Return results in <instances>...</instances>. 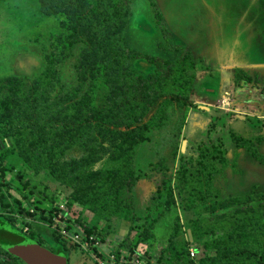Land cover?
Here are the masks:
<instances>
[{
    "label": "rangeland",
    "instance_id": "rangeland-1",
    "mask_svg": "<svg viewBox=\"0 0 264 264\" xmlns=\"http://www.w3.org/2000/svg\"><path fill=\"white\" fill-rule=\"evenodd\" d=\"M40 4L0 0V218L52 250L63 245L67 264H248L238 251L264 236V168L230 185L227 175L252 158L264 165L262 134L241 121L264 111L245 91L264 84V0H132L120 33L144 55L130 59L132 70L160 73L145 55L176 62L188 52L195 72L191 105L165 106L126 153L100 137L65 146L64 130L18 121L26 101L45 97L58 117L75 113L54 101L80 85L84 44L70 43L64 13ZM80 87L93 88L94 104L108 90L99 80Z\"/></svg>",
    "mask_w": 264,
    "mask_h": 264
},
{
    "label": "trees",
    "instance_id": "trees-1",
    "mask_svg": "<svg viewBox=\"0 0 264 264\" xmlns=\"http://www.w3.org/2000/svg\"><path fill=\"white\" fill-rule=\"evenodd\" d=\"M40 1V8L45 13L65 14L67 26L71 30L70 43L84 44L74 67L78 72L80 85L86 80H90L91 85H94L99 80L108 90L101 96L100 103L94 104L93 88L81 93H78L80 85L71 88L65 98L54 101L58 105L63 103L62 107L67 105L74 107L75 113L64 117L57 115L61 110L56 112L49 110L51 103L46 102L47 97L42 98L40 103L35 102V99L26 101L24 103L26 112L18 120L25 127L43 129L49 125L64 130L68 134L65 146L72 141H79L81 146L88 148L101 145L106 140L114 141L118 143L119 153H126L147 139V131L156 122L158 114L165 106L191 105L188 94L194 78L195 65L190 53L186 52L176 62L163 57L145 55L159 67L160 73L143 76L136 74L130 67V59L144 56L138 50L123 46L120 40V33L131 16L132 0H96L95 6L91 0ZM56 60V57H49L52 64ZM235 71L236 78L239 77L238 73H244L239 69ZM52 78L58 80L55 76ZM6 80L13 81V78ZM35 80L36 86H40V78ZM54 84L55 82L51 81L49 88ZM16 86L15 82L11 85V93L15 92ZM245 91L253 98L248 103L256 105L259 110H264V84L261 90ZM11 118L13 117L9 119ZM98 137L101 140L95 144ZM126 176L127 179L132 175ZM119 177L122 175L118 176V179ZM126 200L123 198L121 202L124 204ZM12 228H14L12 222L0 218V264H26L11 251ZM251 240L253 247H244L238 253H246L248 264H264V236L258 237L254 234ZM37 242L42 245L40 241ZM52 251L66 254L63 245H58Z\"/></svg>",
    "mask_w": 264,
    "mask_h": 264
},
{
    "label": "water",
    "instance_id": "water-1",
    "mask_svg": "<svg viewBox=\"0 0 264 264\" xmlns=\"http://www.w3.org/2000/svg\"><path fill=\"white\" fill-rule=\"evenodd\" d=\"M10 244L12 253L26 264H67L64 252H53L25 233L11 229Z\"/></svg>",
    "mask_w": 264,
    "mask_h": 264
},
{
    "label": "crops",
    "instance_id": "crops-1",
    "mask_svg": "<svg viewBox=\"0 0 264 264\" xmlns=\"http://www.w3.org/2000/svg\"><path fill=\"white\" fill-rule=\"evenodd\" d=\"M215 42H216V40L213 41L212 46L215 45ZM215 51H217V50H215ZM224 52H221V55ZM238 56H244V54H243V52L241 50L239 51ZM218 62H219V64H222L223 63V62H221V60H218ZM255 114L257 115V117L255 119L254 118L249 119V117L247 115V116L244 117L245 119L243 118V119H241V121L243 123V126H244L245 130H248V127L250 125V129L252 128L251 131L256 129V130H258L262 134L263 139H262L261 143L258 145V147L260 148V150H264V111H261L259 113L256 111ZM195 115H196V113H195ZM187 120H188L187 122H189V123L191 122L192 123V121H194V118L188 116L187 117ZM253 120H255V121H253ZM259 120H261V121L258 122ZM253 122L256 124V127H253ZM205 124H207V123H205ZM199 129H203V127H199ZM254 160L255 159L252 158L251 161L249 160L245 164L240 163L239 166H238V168L240 170L239 171L240 173H231V174H228L227 175V181H228L227 185H230L232 183V180H236V179H238L241 182H244V181L249 180V172L248 171H253L254 169L257 170V171H261L262 168H264L263 167L264 166L263 163H259L256 160L255 161ZM239 186H241V185L239 184ZM236 192H239V190L236 191Z\"/></svg>",
    "mask_w": 264,
    "mask_h": 264
},
{
    "label": "flooded vegetation",
    "instance_id": "flooded-vegetation-1",
    "mask_svg": "<svg viewBox=\"0 0 264 264\" xmlns=\"http://www.w3.org/2000/svg\"><path fill=\"white\" fill-rule=\"evenodd\" d=\"M42 244V243H41ZM43 245V244H42ZM43 246H45L46 247V245H43ZM46 248H48V249H51V247H46Z\"/></svg>",
    "mask_w": 264,
    "mask_h": 264
}]
</instances>
